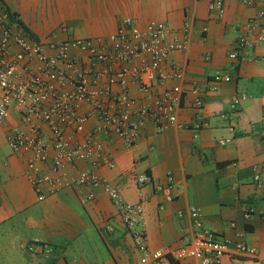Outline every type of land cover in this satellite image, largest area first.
Wrapping results in <instances>:
<instances>
[{"label":"crops","instance_id":"1","mask_svg":"<svg viewBox=\"0 0 264 264\" xmlns=\"http://www.w3.org/2000/svg\"><path fill=\"white\" fill-rule=\"evenodd\" d=\"M2 1L39 40L53 33L65 37L63 25L79 37L107 36L128 16L140 26L170 22L176 30L171 40L184 36L186 22L192 24L187 49L171 51L167 60L186 70L183 80L167 82L183 87L178 124L157 132L150 122L133 146L119 137H102L115 166L101 167L99 173L127 202L143 200L151 248L177 245L191 225L188 209L197 206L205 228L233 241L219 264H264V194L254 183L256 169L264 167V40H256L264 33V0L251 5L225 0L223 15L209 9L211 0ZM251 22L256 44L234 60L230 53ZM217 72L229 73L232 80L215 81ZM194 89L202 107L195 105L199 94ZM241 93L248 98L231 113L230 104ZM90 109L84 103L81 111ZM202 120L208 124L199 126ZM94 123L90 119L88 127ZM20 124L18 107L0 122V264H138L141 254L120 207L103 190L87 200L91 187L69 185L40 199L27 175L30 152H14L8 141ZM43 129L51 139L49 127ZM223 139L230 142L221 145ZM87 167L85 160H77L69 166L70 176L77 178ZM169 172L175 178L172 201L154 189L166 183ZM141 173H148L150 181L139 184ZM42 190L49 192V187ZM38 241L49 248L30 252L27 245ZM238 242L255 255L238 251ZM180 264L197 262L185 258Z\"/></svg>","mask_w":264,"mask_h":264},{"label":"built area","instance_id":"2","mask_svg":"<svg viewBox=\"0 0 264 264\" xmlns=\"http://www.w3.org/2000/svg\"><path fill=\"white\" fill-rule=\"evenodd\" d=\"M209 9L223 15L225 0H211ZM255 28L251 22L238 37L237 48L230 53L232 59H239L243 51L256 44ZM61 30L66 33L63 38L53 33L46 40L36 39L12 10L0 4V122L18 107L21 124L9 132L8 141L14 152H30L27 175L40 199L69 185L91 187L87 200L96 197V190H103L120 207L141 254L138 264H180L185 258L197 264H219L233 241L205 228L201 208L188 209L191 225L177 245L153 249L148 242L143 200L127 202L120 189L99 173L101 167L115 166L102 137H119L133 146L150 122L155 123L157 132L178 124L183 87L167 82L183 80L186 70L176 63L167 65V60L171 51L187 49L192 24L186 22L184 36L173 40L170 36L176 30L170 22L150 21L140 26L129 16L107 36L79 37L65 25ZM256 40L263 41L264 33H259ZM214 80L231 81L232 76L217 72ZM193 91L199 94L197 89ZM247 98L246 93L236 95L230 112L235 113ZM84 103L91 106L88 112L81 111ZM195 105H203L200 94ZM90 119L95 123L88 127ZM207 124L202 120L199 126ZM44 125L49 127L51 139L45 137ZM229 142L223 139L220 144ZM77 160H85L88 167L72 178L69 166ZM150 179L148 173L137 176L139 184ZM254 183L264 194V167L256 169ZM174 184L169 172L166 183H156L154 189L166 201H172ZM43 186H48L49 192H44ZM236 245L238 251L255 255V250L243 242ZM27 248L35 252L49 248V244L31 242Z\"/></svg>","mask_w":264,"mask_h":264},{"label":"trees","instance_id":"3","mask_svg":"<svg viewBox=\"0 0 264 264\" xmlns=\"http://www.w3.org/2000/svg\"><path fill=\"white\" fill-rule=\"evenodd\" d=\"M1 1V3L6 7V8H8L9 10H11L8 6H6L5 5V3L2 1V0H0ZM13 14L16 16L17 15V13H15V12H13ZM19 23L27 30V31H29V33L33 36V37H35L36 39H37V37L30 31V29L28 28V27H26L25 25H24V23L19 19Z\"/></svg>","mask_w":264,"mask_h":264}]
</instances>
